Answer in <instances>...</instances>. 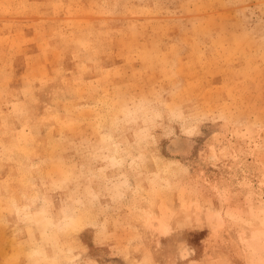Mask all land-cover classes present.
Wrapping results in <instances>:
<instances>
[{"label":"rangeland","instance_id":"374dc122","mask_svg":"<svg viewBox=\"0 0 264 264\" xmlns=\"http://www.w3.org/2000/svg\"><path fill=\"white\" fill-rule=\"evenodd\" d=\"M0 264H264V0H0Z\"/></svg>","mask_w":264,"mask_h":264}]
</instances>
